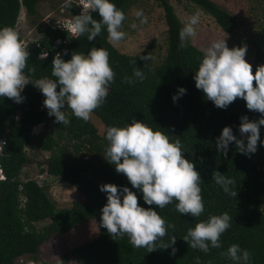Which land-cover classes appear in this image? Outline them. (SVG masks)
Wrapping results in <instances>:
<instances>
[{
  "label": "trees",
  "instance_id": "obj_1",
  "mask_svg": "<svg viewBox=\"0 0 264 264\" xmlns=\"http://www.w3.org/2000/svg\"><path fill=\"white\" fill-rule=\"evenodd\" d=\"M54 0H0V29L16 27L23 7L26 14H36L40 2ZM163 10L167 27V52L161 64L153 69L140 55L119 53L109 42L106 28L93 41L87 35L70 40L67 53L62 59L67 62L74 52L87 55L93 47L104 48L110 54V65L116 73L115 82L109 89L106 102L93 113L103 124L105 134L109 127H125L134 119L143 122L154 131H162L171 140L179 139L184 158L195 164L203 182L202 196L205 204L204 213L194 218L176 211L174 204L164 209L149 206L143 200V193L132 188L126 176L118 174L115 166L106 158L94 169L85 165L88 155L76 158L74 153L88 147L99 153L102 145L96 128L88 121L76 118L70 109H63L70 119V124L63 125L51 117L52 127L57 130L47 135H33L32 131L43 124L48 117L44 106L46 99L42 92L32 84L25 86L21 95L22 103H16L7 97H0V170L4 179L0 180V264H233L222 255L227 249L238 244L241 249L251 253L250 264H264V125L260 127L258 150L250 157L241 154L235 143L229 145L225 157L216 145L225 127H231L238 139L241 118L249 121L264 118L260 113L247 109L246 101L238 98L227 109L217 108L205 94L196 88L195 73L203 58V52L191 44L178 50L181 22L175 14L171 0H154ZM177 4L188 3L209 15L226 33H232L236 27L231 15L219 8L211 0H175ZM125 15L131 0H110ZM70 17L82 14L74 3L68 5ZM100 20L99 13H92ZM127 16V15H126ZM46 34L53 38H67L61 30L47 29ZM44 47L50 44L41 40ZM30 56L26 75L32 80L51 76L53 53L47 58H38L39 51L30 47ZM253 74L258 66L264 65V30L261 33L257 52L253 58ZM35 69L30 73L29 69ZM141 69L145 75L143 82L134 85L123 83L125 76H133L135 69ZM180 88L186 94L176 102ZM59 91V88L57 89ZM64 139L73 141L69 147L61 144ZM70 148L72 150H70ZM48 153L45 160V175L58 178L73 186L83 197L84 202H73L69 207L58 209L47 195V187L36 180H21V172L29 162L28 151ZM203 158V159H201ZM233 179V190L237 197L225 194L213 181V173ZM114 184L121 190L128 187L136 193L138 203L145 209L156 210L171 228L165 240L175 236L176 243L166 250L158 249L148 253L147 249H133L129 239L113 240L102 224V209L107 204V193L100 191V186ZM123 198V197H121ZM227 212L232 217V226L221 236L222 247L210 248L208 253L190 248L183 240L189 228L207 221L212 215ZM99 219L98 234L95 239L73 247L63 253L59 259L48 263L40 259V248L55 237L69 232L77 226ZM38 224H42L38 227ZM173 248L176 249L173 255Z\"/></svg>",
  "mask_w": 264,
  "mask_h": 264
},
{
  "label": "clouds",
  "instance_id": "obj_2",
  "mask_svg": "<svg viewBox=\"0 0 264 264\" xmlns=\"http://www.w3.org/2000/svg\"><path fill=\"white\" fill-rule=\"evenodd\" d=\"M80 5H83L82 14L73 17L68 25L73 37L87 35L88 41H93L106 28L108 42L113 46L126 39L127 34L122 30L126 15L110 0H81ZM96 12L101 17L99 21L93 18L92 13ZM135 16L139 25L133 23V29L148 24L143 10L137 11ZM199 23L200 12L197 11L180 29L178 50L184 49L186 42L197 35ZM202 51L203 58L194 79L196 88L205 94L207 100L217 108L227 109L240 98L246 101L248 110L264 116V65L258 66L253 74V66L246 60L247 46L230 49L227 39H216ZM46 55L42 53L41 58ZM29 56L19 32L7 26L0 29V97L22 103V91L26 85L32 84L45 96L44 106L48 115L63 125L71 122L63 110L66 106L76 118L88 122L95 110L106 102L109 89L115 82L116 73L110 65V54L104 48L93 47L87 55L74 52L67 62L57 54L51 71L55 79H30L25 73ZM141 59L152 60V55L150 53ZM28 71L34 73L35 69ZM145 78L143 71L137 68L133 76H125L122 82L131 86ZM178 93L173 97L174 102L186 94V89L180 88ZM262 125L264 118L250 122L247 116L242 117L239 132L241 137H246L247 143L238 139L231 127H225L216 141L217 149L226 157L229 145L235 143L241 154L250 157L258 150ZM106 139L109 142L104 155L107 162L115 166L116 173L127 177L132 188L143 193L147 205L164 209L174 204L177 212L194 218L204 213L200 186L203 180L195 164L184 158L179 139L173 141L164 132L154 131L136 119L125 127H109ZM213 181L225 194L237 197L233 179L215 171ZM100 191L107 193L101 226L107 229L113 240L127 236L133 249L145 248L148 253L175 245V236L165 240L169 229L175 230V225L169 224L156 210L141 207L131 189L124 187L121 190L114 184H104ZM231 226L232 217L227 212L212 215L207 221L189 228L183 240L190 248L208 253L210 248L222 247L221 236ZM175 252L173 248L172 254ZM222 255L233 264H250L251 261V253L238 244L231 245ZM196 264H200L199 257Z\"/></svg>",
  "mask_w": 264,
  "mask_h": 264
},
{
  "label": "rangeland",
  "instance_id": "obj_3",
  "mask_svg": "<svg viewBox=\"0 0 264 264\" xmlns=\"http://www.w3.org/2000/svg\"><path fill=\"white\" fill-rule=\"evenodd\" d=\"M75 1L77 0L40 2L36 6V14L33 16L27 15L22 7L14 29L20 33L24 46L29 48L30 44L47 35V22L49 20L55 22L70 17L68 5ZM211 1L219 8L227 11L235 20L236 27L232 33L224 32L215 23L213 18L195 6L188 3L177 4L175 0L170 1L182 27L193 13L200 12V23L196 26L197 35L190 38L186 43L202 51L213 40L227 39V45L230 49L247 46L246 60L252 64L258 49L261 33L264 30V0ZM139 10H143L145 16H147L148 24L133 29L131 27L133 23L139 25V20L135 16V13ZM126 15L122 29L127 34L126 39L116 46L111 45L119 53L125 55H140L145 57L151 53L152 60H147V62L153 69H156L163 61L167 52V27L164 21L163 10L157 6L154 0H131ZM51 117L48 115L43 124L34 128V135L40 134L43 136L53 132V135L56 136L57 130L52 127ZM89 122L96 128L97 134L101 137L98 143L102 145V150L97 153L86 147L80 149L79 152L72 153H74L76 158L80 157V155H93L85 160L87 168L92 170L104 160L109 142L106 139L103 124L94 114ZM72 142L64 139L61 144H66V147H69ZM70 150L72 149L70 148ZM48 155V153L38 150L28 151L29 162L22 169L21 180L31 179L44 184L47 187L46 192L49 199L58 209L69 207L75 201L79 203L84 202V197L73 186L61 179L45 175V160ZM37 226L41 227L42 224H38ZM98 228L99 219L94 218L67 233L55 237L41 246L40 259L48 263L56 261L63 253L73 247L95 239L98 234ZM18 263L23 264L24 260H19Z\"/></svg>",
  "mask_w": 264,
  "mask_h": 264
},
{
  "label": "built area",
  "instance_id": "obj_4",
  "mask_svg": "<svg viewBox=\"0 0 264 264\" xmlns=\"http://www.w3.org/2000/svg\"><path fill=\"white\" fill-rule=\"evenodd\" d=\"M74 4L77 10H79L80 12H83V5H80L81 0L75 1ZM71 21H72V17L64 18L61 21L52 22L49 20L47 22V26H48L47 29L64 31L67 33V38L66 39L53 38L50 35H44L42 36V38L30 44V47H35L39 51L38 58L45 59L48 57L50 53H53L54 58L56 57L57 54H59L61 58L66 55L67 45L70 43L71 39L76 38L72 36L68 28V25ZM44 39L50 44L49 48H46L42 45L41 40H44ZM30 47L29 48L27 47V51H29ZM42 53H47L45 58H41ZM32 134L34 135L33 131H32ZM4 144H5L4 141H0V153H1V147ZM3 179H4V176H3L2 171L0 170V180H3ZM38 184L41 185V183L39 182Z\"/></svg>",
  "mask_w": 264,
  "mask_h": 264
}]
</instances>
